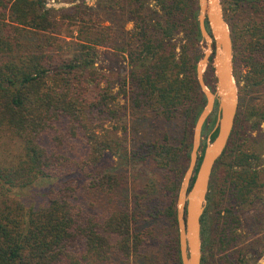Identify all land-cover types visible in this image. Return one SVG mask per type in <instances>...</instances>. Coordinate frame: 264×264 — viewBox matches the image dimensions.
I'll use <instances>...</instances> for the list:
<instances>
[{"label": "trees", "instance_id": "1", "mask_svg": "<svg viewBox=\"0 0 264 264\" xmlns=\"http://www.w3.org/2000/svg\"><path fill=\"white\" fill-rule=\"evenodd\" d=\"M61 1L74 5L50 6ZM221 1L225 14L247 8L259 18L246 36L234 35V75L241 83L246 68V88L264 87V0ZM151 2L158 7L156 19L145 0L109 2L133 24L132 34L128 31L119 47L131 71L113 94L112 81L97 67L101 48L113 40L112 27L102 25L106 19L98 20L101 10L85 6L84 0H0V139L14 144L5 145L0 156V264L129 262L149 242L138 232L141 222L164 216L176 224L175 199L163 210L150 206L147 213L144 203H134L131 212L127 204L111 210L96 207L93 200V196L115 200L121 194L122 179L97 170L107 153L123 149L107 127L118 116L114 106L118 97L133 108L158 111L160 117L189 118L186 129L195 126L206 102L196 77L203 57L197 53L202 40L198 0ZM183 33L189 39L179 45L175 39ZM213 60L214 55L210 65ZM217 108L218 104L203 126L195 172L206 136L216 124ZM247 121L257 131L264 122V105L251 106L246 113L239 109L210 182L211 186L218 172L224 174L220 180L225 193L236 205L252 202L262 188L260 157L246 153L240 144V124ZM216 134L211 133V140ZM184 138L182 147L144 142L134 152L146 163L159 160V167L167 170L169 186L164 190L172 197H177L190 161L192 137L185 133ZM41 179L56 182L48 192V204L27 208L15 194ZM194 180L195 176L191 185ZM227 212L234 217L233 211ZM237 227L223 225L224 249L236 240ZM207 233L203 214L201 239ZM166 237L171 255L181 263L178 236Z\"/></svg>", "mask_w": 264, "mask_h": 264}, {"label": "rangeland", "instance_id": "2", "mask_svg": "<svg viewBox=\"0 0 264 264\" xmlns=\"http://www.w3.org/2000/svg\"><path fill=\"white\" fill-rule=\"evenodd\" d=\"M84 1L85 6L96 8L98 12L101 10L102 13H99L98 20L100 22L106 19V22L102 24L104 27H112L113 40L108 47L101 48L102 53L97 67L112 81V91L113 94H116L120 89V83L129 77L131 71L127 55L119 51V47L123 45L122 39L125 34L128 31H130L129 35L132 34L133 24L128 22L126 14L122 13L120 9L114 5H109V2L119 0ZM145 1L152 17L156 19L158 16L154 14V11L158 7L151 0ZM73 5L69 1L50 2V6L56 9L71 8ZM224 15L229 24L232 38L235 34L239 35L241 33L246 36L252 24L259 21V18L247 8L229 9L227 14L224 12ZM122 32H124V35L121 34ZM188 39V35L183 33L176 36L175 42L181 45ZM206 50L207 45L202 43L201 40L198 55H204ZM210 66H212L213 71ZM248 75V70L244 68L241 71V83L234 75L239 90L238 111L240 109L245 113L251 106L264 105V87L254 90L246 88ZM204 76L208 82V88L210 90L212 87L216 89L217 78L214 62L212 65L208 63ZM114 106L118 110V116L107 127L122 141L123 149L115 153H107L97 170L117 174L122 179L121 194L115 200L105 198L102 201H99L100 198L98 199L97 196H93L96 207L115 210L118 206L125 207L127 204V208L132 212L134 203H144L147 206L145 209V213H147L151 209L163 210L175 199L177 220L179 190L177 197L174 195L172 197V193L168 189V191L164 190V186H169L165 179L167 170L159 167L157 164L158 159L149 160L146 163L143 160L140 161L134 152L144 142L159 145L168 142L171 146L182 147L185 133L192 137L194 126L186 129L189 118L181 115L165 118L160 117L158 111L133 108L131 103L124 100L123 97H118L114 102ZM204 106L205 103L203 108ZM214 128L212 132H214ZM240 130L242 149L246 153H255L260 157L259 169L263 172L261 176L262 188L252 196V202L236 205L235 200L231 198L229 193H225L223 182L220 180L224 177V174L219 175V172L216 174L207 194L208 198L204 212L205 227L208 233L204 239H201L202 264H264V122L257 131L250 129L248 121L243 122L240 124ZM211 133L206 136V144L208 139H211ZM5 145H9L11 148L14 146L8 138L1 137L0 156ZM176 166L180 169L182 162L180 165L176 164ZM55 183L53 180L41 179L29 190L19 192L15 196L27 208L38 209L48 204V192L56 186ZM229 210L234 212V217L229 215L227 212ZM139 216L142 215L139 214ZM225 223L232 225L233 228L238 226L235 231L236 240L226 249L220 242L221 230ZM138 232H143L149 240L140 256L132 257L129 262L123 263L113 259L104 264H181L171 255L166 237L167 234H171L174 239L176 236L179 238L178 221L175 224L172 219L164 216L158 219H148L140 223Z\"/></svg>", "mask_w": 264, "mask_h": 264}, {"label": "water", "instance_id": "3", "mask_svg": "<svg viewBox=\"0 0 264 264\" xmlns=\"http://www.w3.org/2000/svg\"><path fill=\"white\" fill-rule=\"evenodd\" d=\"M198 5L199 30L207 50L197 63L196 77L206 102L194 126L190 161L177 198L181 264H202L201 218L205 212L213 170L228 146L239 106V90L234 77L233 38L221 0H198ZM212 55L217 78L215 92L208 88L204 79ZM216 104L218 110L214 132L217 134L213 140L208 139L201 163L195 172L202 145L203 126Z\"/></svg>", "mask_w": 264, "mask_h": 264}]
</instances>
